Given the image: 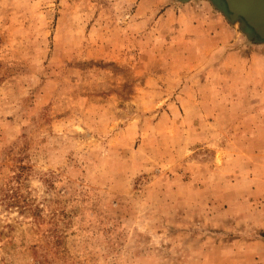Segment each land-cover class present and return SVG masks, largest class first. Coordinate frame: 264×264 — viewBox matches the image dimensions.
Returning <instances> with one entry per match:
<instances>
[{
	"label": "rangeland",
	"instance_id": "obj_1",
	"mask_svg": "<svg viewBox=\"0 0 264 264\" xmlns=\"http://www.w3.org/2000/svg\"><path fill=\"white\" fill-rule=\"evenodd\" d=\"M129 1L0 0V264H264V42Z\"/></svg>",
	"mask_w": 264,
	"mask_h": 264
},
{
	"label": "water",
	"instance_id": "obj_2",
	"mask_svg": "<svg viewBox=\"0 0 264 264\" xmlns=\"http://www.w3.org/2000/svg\"><path fill=\"white\" fill-rule=\"evenodd\" d=\"M186 1V0H181ZM248 39L264 42V0H210Z\"/></svg>",
	"mask_w": 264,
	"mask_h": 264
},
{
	"label": "crops",
	"instance_id": "obj_3",
	"mask_svg": "<svg viewBox=\"0 0 264 264\" xmlns=\"http://www.w3.org/2000/svg\"><path fill=\"white\" fill-rule=\"evenodd\" d=\"M136 13H139L143 10L144 7H146V0H133V1H129L132 4L134 2H136ZM158 4L161 5H170V1L169 0H157ZM172 6V5H171ZM172 7H169L168 10H171ZM140 15V14H139ZM215 19H206L204 20V23L208 22V21H214ZM217 22H219L220 20H215ZM204 23L202 24V27H204ZM220 23V22H219ZM221 29H223L225 27L224 23L221 22L220 24ZM204 30V29H203ZM207 36L213 41V39H215V37L209 33V35L207 34ZM216 45V44H215ZM249 147V148H248ZM247 145L242 147L241 149L247 153V155L249 157H247V160L243 161L244 162V167H247V169L250 170H246L245 169L242 172V175L248 176L250 179L251 178H255V175H253L251 172H254L256 174H258V180H260L259 175L262 174V172L264 173V145H260L258 147H255L254 145ZM255 148V149H254ZM257 148V150H256ZM241 159H243L241 157ZM261 183H264V180H261ZM258 196H256L258 199L256 200V205L254 207V213L253 214H257V216H259V220L264 218V190L257 192ZM259 228H263L264 229V221L258 223ZM262 244V243H260Z\"/></svg>",
	"mask_w": 264,
	"mask_h": 264
}]
</instances>
